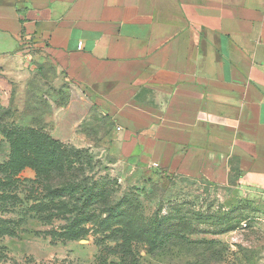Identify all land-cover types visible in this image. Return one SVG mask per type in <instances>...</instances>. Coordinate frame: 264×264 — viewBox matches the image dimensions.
Returning a JSON list of instances; mask_svg holds the SVG:
<instances>
[{
	"label": "crops",
	"instance_id": "0c3cea01",
	"mask_svg": "<svg viewBox=\"0 0 264 264\" xmlns=\"http://www.w3.org/2000/svg\"><path fill=\"white\" fill-rule=\"evenodd\" d=\"M28 44L113 120L122 157L264 208V0H0V73Z\"/></svg>",
	"mask_w": 264,
	"mask_h": 264
},
{
	"label": "rangeland",
	"instance_id": "374dc122",
	"mask_svg": "<svg viewBox=\"0 0 264 264\" xmlns=\"http://www.w3.org/2000/svg\"><path fill=\"white\" fill-rule=\"evenodd\" d=\"M23 49L0 73V264H94L117 230L140 264H264L260 199L122 157L94 98Z\"/></svg>",
	"mask_w": 264,
	"mask_h": 264
},
{
	"label": "trees",
	"instance_id": "16d2710c",
	"mask_svg": "<svg viewBox=\"0 0 264 264\" xmlns=\"http://www.w3.org/2000/svg\"><path fill=\"white\" fill-rule=\"evenodd\" d=\"M20 10H17L19 12ZM10 134V133H9ZM30 134H33L31 132ZM15 135H12L14 137ZM36 134H34V137ZM53 145V143H51ZM50 150V147H47ZM54 152V150L52 151ZM54 155H56L54 153ZM211 183V182H209ZM213 184V183H211ZM124 204L119 201L114 207H109L104 210L106 213H113L116 217H121L125 215ZM75 235V233H73ZM72 234V235H73ZM115 241L114 244H109L105 242V239L112 238ZM117 238V239H115ZM116 240H121L120 242ZM98 250L95 255L94 264H140L136 256L132 255L131 245L127 242V239L124 238V233L120 230H117L113 235L108 234L107 236L99 239Z\"/></svg>",
	"mask_w": 264,
	"mask_h": 264
}]
</instances>
